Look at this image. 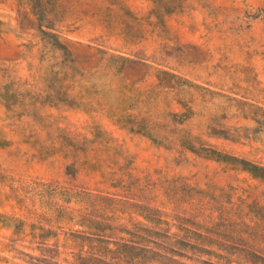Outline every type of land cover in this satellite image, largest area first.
<instances>
[{"label": "rangeland", "instance_id": "374dc122", "mask_svg": "<svg viewBox=\"0 0 264 264\" xmlns=\"http://www.w3.org/2000/svg\"><path fill=\"white\" fill-rule=\"evenodd\" d=\"M0 264H264V0H0Z\"/></svg>", "mask_w": 264, "mask_h": 264}]
</instances>
